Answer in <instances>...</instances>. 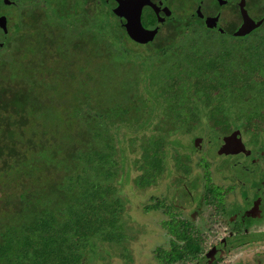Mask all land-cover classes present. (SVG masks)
<instances>
[{
    "label": "trees",
    "instance_id": "trees-1",
    "mask_svg": "<svg viewBox=\"0 0 264 264\" xmlns=\"http://www.w3.org/2000/svg\"><path fill=\"white\" fill-rule=\"evenodd\" d=\"M102 10L109 19L114 17L113 23H108L109 19L92 20L89 7L71 16L57 14L59 27L67 31L65 45L58 42L53 53L44 41L37 40L39 47L30 49L20 71L12 75L11 69L5 68L0 74V183L2 180L6 188L0 199V264H88L93 257L102 256L100 244L120 245L121 219L129 202L121 195L120 177L128 175V168L134 173L132 184L137 190L156 185L166 171L169 137L188 133L194 121L202 128L218 127L220 143L232 125L233 130L238 125L251 130L264 143V102L244 113L230 112L237 110V103L250 105L255 97L264 98V29L234 37L242 41H228L223 39L225 35L211 37L203 33L199 23L183 18L179 30L192 37L188 46L180 43L157 47L164 40L150 48L147 45L140 62L148 70L141 72L140 64L137 69L131 66L128 74L131 83L139 85V93L133 91L131 102L135 104L139 95L145 96L139 97L141 103L152 100L156 105L152 113H159L162 123L168 119L169 124L150 130L137 154L131 149L135 139H128L126 149L119 147L126 139L120 138L119 130L138 127L141 132L147 127L130 116L128 106L110 93L113 82L108 73L112 66H99L96 78L88 71L93 56H114L112 39L122 46L125 39H131L119 16L109 8ZM44 33L39 31L40 37L45 38ZM101 33H107L108 41L93 52L88 48L89 41ZM82 34L86 40L80 38ZM70 52L81 56L77 73L82 78L72 74L70 80L79 83L82 90L74 92L72 101L65 102L58 96V114L51 110L47 113L43 107H56L55 94L34 90L44 77L34 73L55 78L44 89L63 87L76 62ZM50 54L53 62L46 64ZM95 89L107 91L96 96ZM147 110L150 112V108ZM175 126L181 130L171 129ZM125 150L133 156L121 165ZM181 154L174 148L170 158L177 160ZM214 189L205 188L202 196L210 220L216 218L222 205L221 194ZM176 222L175 227L182 229L184 236L172 240L169 249L157 247L158 264L196 262L208 251L206 235L198 226L180 218Z\"/></svg>",
    "mask_w": 264,
    "mask_h": 264
},
{
    "label": "rangeland",
    "instance_id": "rangeland-1",
    "mask_svg": "<svg viewBox=\"0 0 264 264\" xmlns=\"http://www.w3.org/2000/svg\"><path fill=\"white\" fill-rule=\"evenodd\" d=\"M97 2L92 3V20L96 21L99 19L105 22L109 18L107 14L105 15L100 11L105 9L104 6L107 9L109 7L103 2H99L98 0ZM82 4L83 3L80 2L76 6V9ZM98 4H101L103 8L101 9ZM67 5L75 6V4L65 0L62 2H57L56 7L59 9H67ZM56 11L57 10L55 7H47V9H45L47 17H42V20L44 21L42 28L53 26V21L58 22ZM72 12H74V10L71 8V13ZM81 15L84 16V13ZM52 17L53 19H51ZM111 17L112 18L108 20V23L114 22V17ZM174 17L178 23L175 24V22L172 21L170 26H172L173 30H168V34L165 33L163 38H160L162 34L157 37L158 41L155 43L156 45L162 40L165 41L164 44H159L157 47L160 46V48L163 49L165 47L180 43L188 46L189 39L192 37L189 36V32L179 30V28H182L181 20L184 16L174 15ZM263 29L264 27H260L254 32H260ZM61 31L62 30L56 31V37H58L60 45L61 43L65 45L64 42L68 41V35L65 33L67 31L66 29H64V32L62 31V33ZM201 31L203 33H207L208 30L207 28L203 27L201 28ZM170 32H174V34ZM21 33L23 34L22 31L20 33L12 34L13 36L8 41V43L10 42L8 46H13L15 35ZM215 33L211 34L219 37V35ZM106 34L107 33H101L99 37H92V42L88 40V48L91 51L96 52L97 49L103 47L108 41L107 37L105 36ZM31 38L44 41L43 44H45L44 46L46 47L52 43V40L46 42L43 37H40L39 33L37 36L32 35ZM80 38L86 40V35L84 37L82 34ZM223 39L228 41L243 40L234 37L232 38L230 36H225ZM115 41V39H112L110 42V44L112 43L111 45L113 46L111 51L113 52L114 56L107 59L93 56L88 71L92 77L94 76V78H96L99 66H112L108 73L110 81L113 82L111 84L112 90L110 93H113L112 96L115 98V100L120 99L124 106H128V110L126 111L130 116L136 117L138 121L143 122V127H147L141 132L139 131L138 127L132 129L124 128V130H119L120 138H126L124 142L119 143V147L123 146L124 150L126 149L125 146H128L129 144L128 139H135L131 149L134 151L136 150L137 152L134 153L137 154L140 151V143L149 137L148 135L150 130L160 128L162 126L165 128V125L167 126V124H169V122H167L168 119L162 123L160 120L162 116L159 117V113H152L153 108L156 106L152 100H146L144 103H141L140 100L142 101V99H139V97L144 98L145 96L139 95L136 96L137 100L135 104L131 102V94L133 91H136L137 93L135 94L138 95L139 85L134 86L131 83L130 77L128 76L129 69L131 66L137 69L141 64L139 69L141 72H146L148 70L147 65L144 62H140V60L144 56L143 53L148 51V48L155 44L150 43V46L146 48L147 45H141L138 43V41L129 38L125 39V46H122L121 43L117 44L118 40L116 42ZM59 44L58 42L54 41V45L49 47L50 51L55 53L56 50L54 49H56ZM198 48L202 47L198 46ZM11 51V47L6 49L4 56L7 55L9 57ZM149 54H152V52ZM12 56L13 57L11 58L9 66L11 69V74L14 75L22 68L20 59L14 57V55ZM71 56L76 62L73 67L70 68L71 73L69 72V68H67L70 78L67 77L65 79L67 83L63 84V87L61 85H57L55 86L54 90L46 88L44 89L43 87H45L46 83L48 84L54 82L55 78L48 74L37 71L34 73V75L37 77L44 76L42 82L34 85V90L39 88L40 90L43 89L42 93L48 94V92H51L55 94L53 101L56 102V107L51 108L49 104L44 105L43 107L44 111L47 113L51 110L52 114H58L59 104L56 101L58 100V96H62V99L66 100L65 102H68L73 100L74 92L82 90V87L79 83L75 84L70 80L72 74L75 75V78H82V75H78L77 73L80 70L77 67L80 65L79 61L81 56H78L77 53H71ZM51 57L53 56L50 54L46 64L48 62L49 64L53 62V58L51 60ZM100 59L101 62L98 61ZM35 61L37 62L38 59H35ZM104 61L106 63L105 65H102ZM135 69L133 71H135ZM102 72L106 78V72L103 70ZM97 82L100 83L99 81ZM104 91L106 93L107 90L101 89L98 91L95 89L93 91V95H103L102 92ZM110 93H108V95H110ZM132 100H134V97ZM251 102L252 103H250V105L245 101L237 103V110L232 109L230 112L240 114L247 111V108L254 110L258 107L260 102H264V98L255 97ZM137 105L139 107H137ZM143 105L150 108V112L147 110L148 108L142 107ZM138 108H141V110ZM144 111L147 112L145 113ZM161 111H163V107ZM51 117L54 118L53 115H51ZM195 122L196 121H194V123L191 124V127L188 128V133L174 134L171 138L169 137L167 146L165 147L168 157L166 159V171L161 176V178L158 179L156 185L150 186L147 189L143 188L141 191L137 190L132 184L134 173L128 168V175L120 177L121 180L119 187L123 189L121 190V195L129 199V202H126L125 204L124 214L121 219L123 223V226L120 227L122 243L120 245L113 244L111 247L108 246V243L100 244V250L102 249L101 254L103 257L95 256L88 262V264H158V260L156 258L157 247L169 249L170 242L172 240L178 241L184 236V231L175 227V225L178 223H175V220L178 218L182 220H189L198 226L197 229H199L200 233L202 235H206L205 245L209 247L211 246V241L213 238L218 240V238L224 237L228 233L230 237L227 238V242L225 241L226 244L224 246L222 243V246L227 250H230L232 253L236 252L233 254V256H231L232 258H230L229 264H238V262L241 261L240 258L244 259V257L249 259L246 262L252 263V259L256 253H264V239L259 240L263 241L261 243H259L258 240H256V242H248L253 238L260 239L264 237V145L250 137V134L252 133L251 130H246V132H244L239 125L238 129L233 130L232 125L231 132L225 134L224 137L233 135L236 142L244 139V141L247 142L246 150L248 152H245V154L243 151H239L238 153H227L220 157L218 155V147L220 144V140L218 139L219 128H212L211 126L202 128V125H195ZM160 123L162 124L160 125ZM175 127H172L171 129L178 131L181 130V128ZM115 138L118 139V137ZM66 141L67 139L63 142ZM258 144L261 145L257 147L260 166H258V162L257 166H255L249 161L253 160V153ZM174 148H177L180 153L184 154L178 155L177 160H171L170 158V154L171 152H174ZM132 156L133 155L131 151L127 152V150H125V157L123 158L125 161L122 160L121 165L124 162L128 163V159ZM245 158L247 160H245ZM177 163H179L178 165H180V169L178 168ZM244 166H247L248 169L246 170L242 168ZM1 184L2 180L0 183V199L3 198V195L5 194L3 190L6 189ZM208 187L212 189L216 188L213 191L217 190V194H221L219 199L223 201V206H220L219 209L224 210L225 208V211H227V213L230 212L232 215L225 217L221 213L219 214V218L216 217L215 219L211 220L208 218L206 205L204 204L202 198L204 189ZM228 188L229 190L231 188L232 194L236 196L237 204L232 206L230 205V207H225L223 194L228 190ZM250 205H252L251 209L257 207L256 209L260 211L259 215L261 216L246 217V215L243 213V210L248 208ZM210 215L212 216V214ZM182 223L184 222L182 221ZM237 228H243L247 233L249 232V234L243 235V233H238ZM232 232L234 236H231ZM122 247L125 249L123 250ZM218 259H220V257L217 255V260ZM205 262L206 258H202L196 262H188L187 264H205ZM262 263L264 264V262ZM244 264L246 263L244 262Z\"/></svg>",
    "mask_w": 264,
    "mask_h": 264
},
{
    "label": "flooded vegetation",
    "instance_id": "flooded-vegetation-1",
    "mask_svg": "<svg viewBox=\"0 0 264 264\" xmlns=\"http://www.w3.org/2000/svg\"><path fill=\"white\" fill-rule=\"evenodd\" d=\"M62 2L65 0H0V73L5 72V68H10L9 64L11 62V58L14 57L19 58L21 63H25V57L28 56V53L31 48H38V42L35 39H32V35L37 36L40 32H45V41L52 40L53 42H59L56 31H64V28L59 27V22H52L54 25L46 28H42L43 20L42 17H47L45 9L47 7H55L56 8V16L63 15H74V13L81 8L89 7V13L92 15V3L97 2V0H67L70 3L75 4V6L67 5V9L60 11L61 9L56 7L57 2ZM99 2H103L105 5L109 7L112 13L119 16L121 25L125 29L126 18L131 17L133 15H137L139 18V23L141 27L146 30V33L140 32L141 36L144 39H147L144 42H138L141 45H150V43L155 44V41H158V36L160 38L164 37V34H168V30H173L172 26H170L171 22L178 23L174 15L184 16V19L191 18L195 20L197 23L201 25V28H207V33L212 37L213 34L217 33L218 35H230L231 37H239L234 36V32L242 25L243 18V9L245 10L247 16L246 19L249 18L248 24L245 25V28L252 27L249 32L246 34H250L254 32L256 29L260 27H264V0H98ZM56 2V4H55ZM82 2L77 9L76 6ZM98 3V2H97ZM99 5V4H98ZM102 9L103 6L99 5ZM71 8L75 11L71 13ZM106 9V7L104 6ZM113 14V15H114ZM182 18V19H183ZM53 19V17L51 18ZM182 21V20H181ZM259 23V24H258ZM258 24V25H257ZM133 29L132 27H130ZM126 30V29H125ZM15 35V41L13 46H8V41L13 36L14 33H20ZM48 33V34H47ZM215 33V34H216ZM244 34V35H246ZM243 36V35H240ZM138 37H140L138 35ZM132 39V38H131ZM41 42H43L41 40ZM51 46L48 45L47 48ZM9 47L12 48L11 54L8 57L4 56L5 50ZM52 47V46H51ZM24 57V58H23ZM264 127V124H263ZM242 128V127H241ZM243 129V128H242ZM246 132V129H243ZM243 136V135H242ZM250 137L254 140H258L252 133ZM224 139L221 137V143L219 147L223 145ZM260 142V141H259ZM238 144L243 146V149L240 151L248 152L246 150L247 142L244 139H241ZM262 145L264 143L261 141ZM258 144L253 153V160L249 161L253 165L260 166L257 147L261 146ZM218 147V149H219ZM239 152V151H238ZM237 152V153H238ZM220 157L223 154H218ZM225 155V154H224ZM245 160H247L245 158ZM264 160V158H263ZM244 169H248L247 166L242 167ZM264 168V166H263ZM223 189V188H222ZM224 204L225 207H230V205L237 204L236 196L232 194L231 188L224 192ZM223 206V201L222 205ZM252 205L248 206L243 210V213L246 217H255L261 216L259 215L260 211L256 209H251ZM224 215L225 217L228 215H232L230 212L220 210L217 211L216 217L219 218V214ZM236 228V227H235ZM238 233L249 234L243 228H237ZM242 230V231H241ZM234 236L233 232L231 236ZM246 235V236H247ZM230 237L227 233L226 236L218 238H213L211 241V246L208 248L213 249V253L210 257H207V253H204V259L206 258V264H229L231 256L236 252H230L225 247H223L227 238ZM262 238H253L248 242H256V240H263ZM226 241V242H225ZM246 242V241H245ZM244 242V243H245ZM263 241H259L261 243ZM223 243V246H222ZM226 250V251H225ZM244 254V253H242ZM217 255L220 259L217 260ZM240 258L241 261L238 264H263L264 262V253H256L253 257V262H246L249 259Z\"/></svg>",
    "mask_w": 264,
    "mask_h": 264
},
{
    "label": "water",
    "instance_id": "water-1",
    "mask_svg": "<svg viewBox=\"0 0 264 264\" xmlns=\"http://www.w3.org/2000/svg\"><path fill=\"white\" fill-rule=\"evenodd\" d=\"M242 14H243L244 21L242 25L233 33L234 36L244 35L247 32H249V30L252 28V27H249V28L244 27L245 25L246 26L249 25L248 24L249 18L246 19L247 14L244 9H243ZM130 27L132 28L134 27V28L131 29ZM125 29L129 37L132 38L133 40L138 41V42L139 41L144 42L147 40V39H144L143 36H141L140 34V32L146 33V30H144L141 27L139 23V18L137 17V15H135V17L131 15V17L126 18ZM138 35L140 37H138ZM242 149H243V146H241V144H238L235 141V138L233 135H230V136L224 137L223 145L219 147L218 154L237 153L238 151ZM212 253H213V249L211 248L209 249L206 256L210 257Z\"/></svg>",
    "mask_w": 264,
    "mask_h": 264
}]
</instances>
